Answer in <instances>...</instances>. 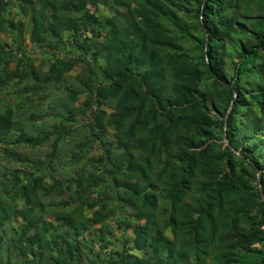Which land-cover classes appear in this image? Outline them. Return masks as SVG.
<instances>
[{"label":"trees","instance_id":"16d2710c","mask_svg":"<svg viewBox=\"0 0 264 264\" xmlns=\"http://www.w3.org/2000/svg\"><path fill=\"white\" fill-rule=\"evenodd\" d=\"M99 4L110 5L117 17L96 15L90 6ZM14 6L29 20L30 42L52 62L36 66L25 53L5 78L47 96L52 83L82 62L86 90L64 91L72 103L86 98L68 119L86 116L91 144L104 149L98 158L88 156L90 170L67 181L47 185L35 171L25 179L20 168L14 171L4 193L23 205L0 203V227L23 220L19 258L80 264L86 244L97 256L109 254L101 264H264V199L255 184L257 167L264 193V0H0V32L22 44L26 24L11 18ZM66 44L77 53L61 55ZM102 58L106 66L95 80V61ZM110 99L113 112L102 108ZM233 100L226 131L243 156L224 142ZM211 104L222 114L220 123ZM15 126L14 109L0 110V140ZM63 137L59 133L53 151ZM49 138L19 133L9 143L40 146ZM9 154L27 163V171L33 164ZM72 187L84 198L73 206L63 200L66 210L42 199ZM103 187L131 211L119 224L132 230L122 249L107 230L104 202L95 197ZM99 223L94 251L87 233Z\"/></svg>","mask_w":264,"mask_h":264},{"label":"rangeland","instance_id":"374dc122","mask_svg":"<svg viewBox=\"0 0 264 264\" xmlns=\"http://www.w3.org/2000/svg\"><path fill=\"white\" fill-rule=\"evenodd\" d=\"M90 9L102 18L117 17V13L110 5L99 4L97 6H90ZM10 16L26 24L22 44L13 41L11 32H0L1 47L3 46L6 49V51H3L2 55H0V110H5L7 107L13 108L16 120L14 131L6 137L8 141L3 139L0 140V203L4 202L7 206L11 207L14 205H23L22 199L17 198L13 200L4 193L5 185H10L12 181L9 180L14 178V171L16 169L20 168V170H22L21 176L23 179H25L29 173L35 171L36 175L44 177V181L47 185L54 183L56 178L67 181L76 177L81 172L90 170L92 167L87 161L88 156L98 158L102 156L104 149L98 143L91 144L87 128L89 119L86 116L80 114L75 116L74 119H68L69 111L72 106L82 105L86 98L84 95L81 99L72 103L66 97L64 91V87L66 86H70L80 93H84L86 90L83 83L85 72L82 62H77L73 69L64 75L62 80L52 83V91H50L47 96H45L44 93L33 95L28 89L29 87H26L24 83H19L17 78L11 81L5 78L7 72L13 71L17 67L18 61L24 58L25 53L27 56L33 58V63L36 66L47 68L49 63L52 62L50 55L44 52L43 47L40 48L30 42V24L28 18L20 15L16 6L10 9ZM8 51H12L14 57H11L12 55H7ZM61 52V55L68 52L70 54H76L77 50L73 47L71 48V45L66 44ZM5 55L8 57L3 58ZM95 62L98 75H96L94 79L98 80L100 68L101 66L105 67L106 62L103 58ZM228 68H230V65H228ZM253 78L254 76H250L249 80H253ZM113 103L114 99H110L102 108L107 109L108 112H113ZM210 110L217 120V123H220L222 114L218 112L212 104L210 105ZM244 114L243 112L240 113L238 126L244 124ZM245 129H248L247 131L251 130L252 123L245 121ZM19 133L40 137L48 134L50 138L40 146L23 144L14 147L9 141L18 136ZM59 133L64 137L59 142L57 149L53 151V144ZM110 135V140H113L114 136L112 132ZM216 141L220 144L223 143L220 136L216 137ZM252 141L253 140H251V142ZM9 152H12L16 158L30 159L31 162L33 161L32 166L29 165L30 167H28L29 169L27 171V163L15 160ZM52 152L54 153L52 154ZM256 154L258 157L261 156L258 152ZM80 156L82 157L80 158ZM35 161L39 163L38 167H35ZM49 163H52V165ZM255 184L259 185L258 180L255 181ZM102 190H104L105 193H96L95 197H97L101 203L104 202L103 205H105V213L107 215L106 222L109 224L107 230H109L111 236L113 235L116 238V245L118 248L122 249L123 238L125 235L129 236L132 230L129 227L127 228V225L124 223L120 228L119 224L130 217L131 211L127 208L122 209L120 207L118 202L113 199L109 188H104ZM80 197L84 198V195L80 196L72 187V190L62 193L56 191L54 194L47 195L42 199L44 202L55 201L58 204V210L63 211L67 209V204L62 203L63 200L67 202L68 200H73V206L79 202ZM75 200L77 201L75 202ZM100 206L101 205H99V207ZM45 217L57 223L54 215L47 213ZM23 223L21 218H11L6 225L0 227V264H27L23 259L19 258L17 248L19 232ZM104 227H106V225ZM100 228L101 223L95 225L91 233H87L88 240L93 245L94 251L95 249L98 250L100 245L97 239ZM110 228L112 229L111 231ZM168 234H171V232L168 231ZM105 255L104 253L102 256L98 255V257L97 254L89 251L86 244H81L79 262L80 264H101V258H104ZM105 258H109V254H107Z\"/></svg>","mask_w":264,"mask_h":264},{"label":"water","instance_id":"95a60500","mask_svg":"<svg viewBox=\"0 0 264 264\" xmlns=\"http://www.w3.org/2000/svg\"><path fill=\"white\" fill-rule=\"evenodd\" d=\"M201 17H203V15H201ZM207 47H208V41L206 42V49H207ZM206 56H207V54H206ZM228 84H229V83H228ZM234 94H235V98H236L237 92H236L235 89H234ZM233 104H234V100H233V102L231 103V105H230V107H229V110L227 111V114H226L224 136H225V141H226V143L228 144V146H230V148H231L234 152H236V153L239 154L240 156H243L239 151H237V150H236V149L230 144L229 139H228V135H227V131H226V129H227V119H228V115H229V112H230L231 108L233 107ZM256 170H257V176H258L259 187H260V190H261V193H262V197H263V199H264V193H263V191H262L261 176H260L261 171H260L257 167H256Z\"/></svg>","mask_w":264,"mask_h":264}]
</instances>
